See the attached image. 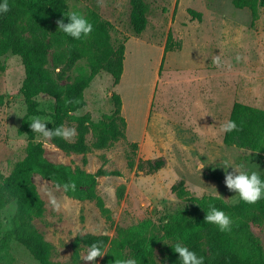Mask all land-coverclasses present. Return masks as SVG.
<instances>
[{
  "label": "rangeland",
  "instance_id": "rangeland-1",
  "mask_svg": "<svg viewBox=\"0 0 264 264\" xmlns=\"http://www.w3.org/2000/svg\"><path fill=\"white\" fill-rule=\"evenodd\" d=\"M67 1L71 11L85 14L95 10L110 22L112 41L122 42L125 48L119 83L113 86L109 74L99 73L84 91L85 107L74 115L89 114L93 122L99 121L111 114L110 97L116 93L122 103L125 137L106 149H94V139L88 134L86 143L91 149L84 156V165L82 155L67 156L37 133L36 140L43 143L45 156L52 163L78 166L91 174L102 167L109 173L98 177L96 185L109 218L93 201L67 197L35 175L32 181L44 212L33 224L50 246L52 264H91L82 260L86 248L74 259L72 244L77 236L94 234L111 239L117 227L145 220L157 225L163 219L190 213L191 204L171 191L178 181L183 180L195 197L213 196L232 204L237 197L224 184L220 161L244 163L263 171L264 157L225 146L219 125L228 119L234 102L264 110V9L260 8L258 18L252 21L249 11L234 8L231 0H143L148 5L147 25L140 35H134L129 22L130 0ZM188 9L200 13V20L191 18ZM168 32L174 48L162 60ZM215 57H219V66L213 63ZM85 72V61H79L70 75ZM23 78L18 56L0 58V172L4 175L13 162L25 156L27 140L18 133L25 114L19 92ZM36 100L41 113L30 121H49L53 100L42 94ZM133 142L137 143L134 153L129 148ZM129 158L135 163L162 158L165 165L147 175L129 169ZM227 170L232 169L229 166ZM53 198L56 206L50 203ZM14 208L12 203L2 211L3 230L9 228ZM251 231L264 250V229L252 225ZM7 259L10 264H38L14 241L9 243Z\"/></svg>",
  "mask_w": 264,
  "mask_h": 264
},
{
  "label": "trees",
  "instance_id": "trees-1",
  "mask_svg": "<svg viewBox=\"0 0 264 264\" xmlns=\"http://www.w3.org/2000/svg\"><path fill=\"white\" fill-rule=\"evenodd\" d=\"M9 2V12L0 15V58L7 54L18 56L23 66L24 78L19 92L25 114L18 133L25 135L27 144L25 156L11 164L8 174L0 172V264H10L7 250L11 241L22 246L38 264H52L50 246L33 224L42 216L44 203L32 177L39 176L54 187L58 183L75 182V191L65 192L60 188L64 195L78 201H93L109 218L103 200L96 193L97 178L109 173L100 167L91 174L78 166L55 164L46 158L43 143L36 140L37 133L29 127L30 118L41 113L36 97L42 94L53 100L48 128L72 123L76 129L73 141L53 137L49 140L50 144L67 156L82 155L85 165L84 156L91 149L86 143L88 134L94 139V149H106L125 137L122 103L116 93L110 97L113 102L111 114L104 115L99 121L93 122L89 114L74 115L85 107L84 91L99 73L109 74L113 86L119 83L125 48L122 42L115 44L112 41L110 22L103 20L95 10L84 14L93 24L92 32L82 40H73L57 30L56 24L71 11L67 0ZM231 4L236 9H247L252 21L258 18L259 9H264V0H231ZM147 12L148 5L143 0H130L129 22L134 35H140L145 30ZM187 12L191 18L200 20V13L191 9ZM63 19L66 23L67 17ZM171 41L172 35L168 32L162 60L174 48ZM79 61H85L87 72L71 77L70 73L77 69ZM229 118L237 123L238 130L223 133V144L248 149L264 157V110L234 102ZM129 148L134 153L137 143H130ZM164 165L162 158L139 159L137 163L133 158L127 161L129 169L147 175L157 172ZM261 174L264 176V169ZM122 191L120 188L119 197ZM171 191L191 204L190 213L163 219L157 225L145 220L135 226L117 227L111 239L94 234L77 236L72 244L74 259L79 258L81 248L101 241L106 254L97 257L96 264H115L116 258L127 257L136 258L138 264H180L178 254L170 246L176 239H182L205 258L204 264H264L261 241L251 231L252 225L264 229V199L254 204L243 201L230 204L213 196L195 197L186 190L183 180L173 184ZM210 202L231 216L234 221L231 232H220L214 225L204 223ZM12 203L15 208L8 221L9 228L3 230L2 211Z\"/></svg>",
  "mask_w": 264,
  "mask_h": 264
},
{
  "label": "clouds",
  "instance_id": "clouds-1",
  "mask_svg": "<svg viewBox=\"0 0 264 264\" xmlns=\"http://www.w3.org/2000/svg\"><path fill=\"white\" fill-rule=\"evenodd\" d=\"M10 10L9 0H0V15L8 13ZM63 17H67V22H64ZM56 21L57 30L71 37L73 40H82L86 38L93 30V24L90 20L78 10H72ZM213 63L219 66V57L213 59ZM68 102V101H66ZM49 121L34 118L29 127L32 132L39 133L45 140H51L53 137L62 139H70L76 135V129L65 127L63 124L56 127L48 128ZM221 133H231L238 130L237 123L232 119H226L219 125ZM215 161V160H214ZM212 161V163L214 162ZM221 167L225 170L224 184L230 191L235 193L236 199L232 200V204L243 201L247 204H254L258 200L264 199V176L261 172L247 167L244 163L232 165L227 161H220ZM231 167V171L227 169ZM202 168L204 166H201ZM57 188H63L65 192L75 191V182L68 181L62 184L58 183ZM217 195H219L217 193ZM54 206L56 201L53 198L50 200ZM204 223L214 225L220 232L229 233L233 228V219L223 209L217 208L213 203L208 204V210L204 216ZM171 249L178 254L180 264H204L205 258L198 255L197 252L186 245L182 239H176L172 244ZM106 252L103 249L101 241H94L86 248V252L82 257L83 261L96 264L97 257H103ZM115 264H138L134 257L116 258Z\"/></svg>",
  "mask_w": 264,
  "mask_h": 264
},
{
  "label": "bare ground",
  "instance_id": "bare-ground-1",
  "mask_svg": "<svg viewBox=\"0 0 264 264\" xmlns=\"http://www.w3.org/2000/svg\"><path fill=\"white\" fill-rule=\"evenodd\" d=\"M143 66V65H142ZM125 80V79H124ZM153 82V81H152ZM143 85V84H142ZM149 85V84H148ZM137 113V112H136ZM140 113V112H139ZM124 114V113H123Z\"/></svg>",
  "mask_w": 264,
  "mask_h": 264
}]
</instances>
